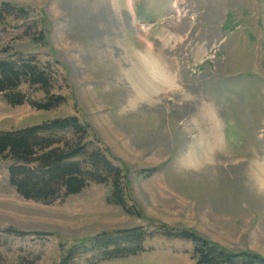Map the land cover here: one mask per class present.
<instances>
[{
    "label": "rangeland",
    "instance_id": "374dc122",
    "mask_svg": "<svg viewBox=\"0 0 264 264\" xmlns=\"http://www.w3.org/2000/svg\"><path fill=\"white\" fill-rule=\"evenodd\" d=\"M3 1L14 6L0 12V58L51 61L53 92L66 101L38 110L0 94V130L78 115L121 161L130 206L108 202L111 182L49 204L25 199L0 158V264H56L74 244L137 226L187 229L230 252L264 256V0ZM146 56L185 93L156 107L139 100L136 91L153 86ZM20 88L45 99L38 86ZM210 113L225 122V142L191 174L179 156L200 148L188 135L194 118ZM178 183L191 189H166ZM144 248L96 264H210L186 235L154 233Z\"/></svg>",
    "mask_w": 264,
    "mask_h": 264
},
{
    "label": "trees",
    "instance_id": "16d2710c",
    "mask_svg": "<svg viewBox=\"0 0 264 264\" xmlns=\"http://www.w3.org/2000/svg\"><path fill=\"white\" fill-rule=\"evenodd\" d=\"M11 4L3 1L0 12L14 6ZM20 12L26 9L20 8ZM56 79L54 64L36 55L18 53L0 58V94L13 106L29 103L38 110L59 107L66 96L53 92ZM23 83L38 86L44 91L45 99L29 97L20 88ZM0 158L10 161L9 181L25 199L49 204L80 192L91 182H111L112 195L108 202L126 209L130 206L127 176L121 161L103 146L91 124L76 114L16 130H0ZM131 207L139 213L134 205ZM165 228L149 233L143 226H137L98 233L89 245L79 243L68 248L56 264H96L129 257L145 249L144 241L149 235L160 232L192 238L200 253V263L264 264V256L259 253L230 252L187 229Z\"/></svg>",
    "mask_w": 264,
    "mask_h": 264
},
{
    "label": "crops",
    "instance_id": "0c3cea01",
    "mask_svg": "<svg viewBox=\"0 0 264 264\" xmlns=\"http://www.w3.org/2000/svg\"><path fill=\"white\" fill-rule=\"evenodd\" d=\"M146 58L147 61L145 65L149 70L148 75L152 79L153 86H150L148 90L144 89L136 91V93L139 94V100H141L142 102H146L147 105L156 107L162 102V100H169L171 98L169 96L170 94H176L180 96V94L182 95V93H185L184 86H180V84L177 86L169 85V71L162 62H159L157 60H150L148 56H146ZM167 65L169 68V64ZM178 74L179 73L177 72V75ZM194 119L195 120L191 125L194 132H192L193 134H189L188 138L193 142H199L200 148H198L197 146H194L192 148L189 147L186 157L181 159V155L179 156V163L182 165L185 171L190 172L191 174L204 168V166L207 165L209 161L206 160V157H210V155H208V152H212L218 146L214 144H216L218 141H221V143L225 142V122H221L219 120L218 114L210 113L201 121L198 120L197 117ZM183 187L191 189V186L188 187L186 183H178L174 186L168 185L166 189L172 191L176 188L181 189Z\"/></svg>",
    "mask_w": 264,
    "mask_h": 264
}]
</instances>
